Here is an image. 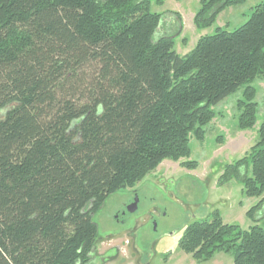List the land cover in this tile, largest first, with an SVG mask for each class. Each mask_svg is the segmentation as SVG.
Listing matches in <instances>:
<instances>
[{
    "label": "trees",
    "instance_id": "1",
    "mask_svg": "<svg viewBox=\"0 0 264 264\" xmlns=\"http://www.w3.org/2000/svg\"><path fill=\"white\" fill-rule=\"evenodd\" d=\"M153 0H0V264H92L93 215L162 161L189 159L213 107L242 89L237 128L256 123L264 78V2L233 31L216 28L184 55L178 13ZM244 0H198L197 29ZM258 140L218 179L248 198L247 230L219 213L188 224L179 248L206 261L264 264V119ZM100 264V263H99Z\"/></svg>",
    "mask_w": 264,
    "mask_h": 264
},
{
    "label": "rangeland",
    "instance_id": "2",
    "mask_svg": "<svg viewBox=\"0 0 264 264\" xmlns=\"http://www.w3.org/2000/svg\"><path fill=\"white\" fill-rule=\"evenodd\" d=\"M261 2L264 0H244L228 7L206 29L194 25L198 0H153L151 11L178 12L182 30L174 40V50L181 55L190 51L201 36L215 33L216 28L229 32L238 28ZM251 85L256 89L257 104L256 123L251 129L237 128L236 104L242 98L241 89L213 107L215 116L205 127L203 141L191 138L189 159L197 162L196 169L181 167L184 160H164L140 183L106 199L93 215L97 225L96 253L99 258L103 256L105 264H233L232 254L225 252H216L206 261L195 260L179 248V239L188 224L210 220L216 211L225 224L242 230L254 225L246 212L258 199L246 197L235 179L218 184L224 165L240 159L258 140V128L264 119V78H256ZM165 183L167 188L163 187ZM133 192L138 198L137 209L129 213ZM255 220L264 228V206ZM126 232H133L129 246L124 242ZM116 247H121L122 253H117Z\"/></svg>",
    "mask_w": 264,
    "mask_h": 264
},
{
    "label": "flooded vegetation",
    "instance_id": "3",
    "mask_svg": "<svg viewBox=\"0 0 264 264\" xmlns=\"http://www.w3.org/2000/svg\"><path fill=\"white\" fill-rule=\"evenodd\" d=\"M164 188H167V185H166V183L164 184V186H163ZM133 194H134V199H135V197H137L136 195H135V192H133ZM134 201V200H133ZM133 234V232H126V238H125V246H129L130 245V235H132ZM121 247H116V249H117V253H122V249H120ZM103 256H100V258H99V261H100V264H105V261H104V259L102 258Z\"/></svg>",
    "mask_w": 264,
    "mask_h": 264
},
{
    "label": "water",
    "instance_id": "4",
    "mask_svg": "<svg viewBox=\"0 0 264 264\" xmlns=\"http://www.w3.org/2000/svg\"><path fill=\"white\" fill-rule=\"evenodd\" d=\"M137 203H138V198L135 197L134 201L132 202V204H130L128 207H127V211L129 213H133L136 211L137 209Z\"/></svg>",
    "mask_w": 264,
    "mask_h": 264
},
{
    "label": "crops",
    "instance_id": "5",
    "mask_svg": "<svg viewBox=\"0 0 264 264\" xmlns=\"http://www.w3.org/2000/svg\"><path fill=\"white\" fill-rule=\"evenodd\" d=\"M170 13H178V12H175V11H169ZM180 36H181V34H180ZM179 36V37H180ZM200 36V35H199ZM189 52V51H188ZM187 53V52H186ZM186 53H184V54H186ZM184 54H181V55H184Z\"/></svg>",
    "mask_w": 264,
    "mask_h": 264
}]
</instances>
